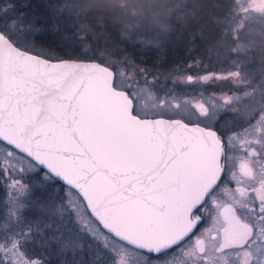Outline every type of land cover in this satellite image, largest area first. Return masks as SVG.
<instances>
[{
	"label": "snow or ice",
	"instance_id": "obj_1",
	"mask_svg": "<svg viewBox=\"0 0 264 264\" xmlns=\"http://www.w3.org/2000/svg\"><path fill=\"white\" fill-rule=\"evenodd\" d=\"M208 9L219 29L209 51L227 49L229 68L208 71L194 57L154 73L127 58L56 56L0 8V264H42L29 241L47 243L46 222L69 207L96 241L90 264H264V0H72L58 14L84 37L119 25L130 39L142 24L169 35L173 21ZM257 49L258 79L240 59ZM202 84L229 91L174 90ZM233 105L242 123L217 127V111ZM56 179L66 196L36 195ZM53 239L62 254L82 249L79 238Z\"/></svg>",
	"mask_w": 264,
	"mask_h": 264
},
{
	"label": "trees",
	"instance_id": "obj_2",
	"mask_svg": "<svg viewBox=\"0 0 264 264\" xmlns=\"http://www.w3.org/2000/svg\"><path fill=\"white\" fill-rule=\"evenodd\" d=\"M1 1L0 8L5 7L4 4L7 5V3L3 4ZM71 2L72 0H13L10 6L14 12L10 14L20 16L25 21L26 27L31 25L36 29L33 38L37 46L50 50L60 57H65V53L75 50L77 56L86 55L91 58L89 41L94 43L93 38L96 37L94 35L84 37V34L79 33L78 25L67 12L63 15L58 14L59 9ZM107 31L112 34L111 36H120L119 25L108 28L104 33ZM218 32L219 29L213 22L211 9L206 10L203 18L198 22L173 21V31L168 38L160 43L159 48L147 49L143 59L147 60L148 67L171 70L177 65L184 67L192 62L194 57H198L204 64H208V67L216 69L215 50L209 51V49L213 44V38L218 36ZM102 36L95 40L100 45L106 46L109 43L112 45L110 39L105 41L101 39ZM206 60L209 61L206 62ZM55 183L61 186L63 184L58 180H55Z\"/></svg>",
	"mask_w": 264,
	"mask_h": 264
},
{
	"label": "rangeland",
	"instance_id": "obj_3",
	"mask_svg": "<svg viewBox=\"0 0 264 264\" xmlns=\"http://www.w3.org/2000/svg\"><path fill=\"white\" fill-rule=\"evenodd\" d=\"M1 2H3V4L7 3V5L4 4V6L13 4L11 3L13 2V0H2ZM132 2H136V0H132ZM103 34H92L96 38H93L95 41L94 43L91 40L89 41L90 56L99 57L101 55H104L106 58H109L111 60H123L124 58H127L133 61L140 68L148 69L150 72L154 73H167L171 72L174 69H158L151 66L148 67L146 65L147 60L143 59L144 52L147 49L159 48L160 43L169 36L157 34V32L152 29L150 25L142 24L138 31L132 34L130 39H125L121 36H111L112 34H110L108 31L107 33ZM101 36V39H104L105 41L106 39H110L112 45L110 43L108 45L106 44V46L105 44L100 45V43L95 39H98ZM225 53H227V51H225ZM192 62L187 63V65L184 67H187ZM216 69L208 67V71H217ZM190 73H193L195 76L203 74L202 72L198 73L193 71H190L189 74ZM160 78L161 80H163V75ZM168 86L173 87L171 82L168 83ZM217 87L218 84L182 85L175 87L174 90L178 93L190 96L193 99H199L200 96L198 94L200 93L204 95V98H207L212 94H216L217 96H219L222 92ZM223 110L224 108L218 110L216 113V117L220 112H223ZM36 181L37 177L30 176L26 179L25 182L35 183ZM36 195L42 199H47L49 195L60 198L67 195V189L64 187V184H62L61 186L59 184H56L55 180H52L47 181L43 189L37 190ZM6 199V187L3 185V182L0 181V217H3L5 215ZM64 203L67 204V200H65ZM28 215L30 218L37 217L39 215V209H32L28 213ZM86 221V217L85 221H81L80 215L76 214L69 207V211L65 212L62 218H56L55 223H53L52 221L46 222L49 226L44 229V232L41 233V236L47 237V243L41 244L39 239H37L35 243L29 241L28 252L32 254L33 259H40L42 261V264H64L65 261L90 264V261L94 259L93 246L96 244V241L92 239L91 233L88 231L89 225ZM57 225H60L59 230ZM91 227H95V225L93 224L91 225ZM57 235L79 238L82 242L81 251L76 256H73L70 252H64L62 254L59 245L56 243V240L53 239V237Z\"/></svg>",
	"mask_w": 264,
	"mask_h": 264
},
{
	"label": "flooded vegetation",
	"instance_id": "obj_4",
	"mask_svg": "<svg viewBox=\"0 0 264 264\" xmlns=\"http://www.w3.org/2000/svg\"><path fill=\"white\" fill-rule=\"evenodd\" d=\"M227 51L226 49H221L219 52L215 50V56H216V65L215 67L217 68L216 70L220 69H226L229 68L230 60L231 59H236V57H228V54L225 53ZM240 59H246L248 61L249 67L246 69V71L252 72L255 78H259V73L261 71V52L259 49L255 50L251 55L248 57H241ZM209 60H206V62ZM230 70H235V69H230ZM197 72L196 70H191V72ZM191 74V73H190ZM195 76L193 73L191 74ZM218 89L223 92H228L229 88L227 87H222L218 84ZM232 91L236 92L237 95H242V92L245 90L242 87L237 88V87H232ZM236 105H233L231 107H225L223 112H220L215 120V124L217 127H233V125H239L242 123V120L239 117V114L235 111H233V108H235Z\"/></svg>",
	"mask_w": 264,
	"mask_h": 264
},
{
	"label": "water",
	"instance_id": "obj_5",
	"mask_svg": "<svg viewBox=\"0 0 264 264\" xmlns=\"http://www.w3.org/2000/svg\"><path fill=\"white\" fill-rule=\"evenodd\" d=\"M56 180H58V179H56ZM59 181V180H58ZM60 182H62L63 184H64V182L63 181H60Z\"/></svg>",
	"mask_w": 264,
	"mask_h": 264
}]
</instances>
